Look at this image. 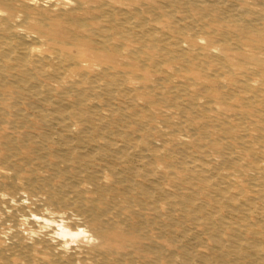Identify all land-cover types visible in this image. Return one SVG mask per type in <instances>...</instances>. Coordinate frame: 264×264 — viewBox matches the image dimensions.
Returning <instances> with one entry per match:
<instances>
[{
	"label": "bare ground",
	"instance_id": "obj_1",
	"mask_svg": "<svg viewBox=\"0 0 264 264\" xmlns=\"http://www.w3.org/2000/svg\"><path fill=\"white\" fill-rule=\"evenodd\" d=\"M0 264H264V0H0Z\"/></svg>",
	"mask_w": 264,
	"mask_h": 264
}]
</instances>
